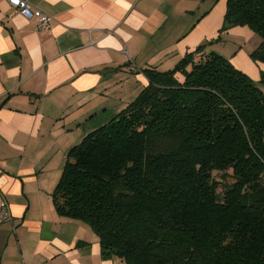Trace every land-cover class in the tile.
<instances>
[{
  "label": "trees",
  "instance_id": "1",
  "mask_svg": "<svg viewBox=\"0 0 264 264\" xmlns=\"http://www.w3.org/2000/svg\"><path fill=\"white\" fill-rule=\"evenodd\" d=\"M225 21L261 39L264 0H227ZM204 45L70 147L51 193L123 264H264V72L252 80ZM202 55L195 58V53Z\"/></svg>",
  "mask_w": 264,
  "mask_h": 264
},
{
  "label": "crops",
  "instance_id": "2",
  "mask_svg": "<svg viewBox=\"0 0 264 264\" xmlns=\"http://www.w3.org/2000/svg\"><path fill=\"white\" fill-rule=\"evenodd\" d=\"M227 0H30L37 29L0 0V264H123L102 256L84 222L59 216L51 193L66 153L147 85L204 45L259 81L261 39L225 21Z\"/></svg>",
  "mask_w": 264,
  "mask_h": 264
},
{
  "label": "built area",
  "instance_id": "3",
  "mask_svg": "<svg viewBox=\"0 0 264 264\" xmlns=\"http://www.w3.org/2000/svg\"><path fill=\"white\" fill-rule=\"evenodd\" d=\"M7 3L16 8L25 18H37V29L46 28L49 24L50 17L42 13L38 9H32L30 0H6ZM202 54L200 52L195 53V58H199ZM11 220V215L8 209V203L3 195L0 198V224L5 221Z\"/></svg>",
  "mask_w": 264,
  "mask_h": 264
},
{
  "label": "rangeland",
  "instance_id": "4",
  "mask_svg": "<svg viewBox=\"0 0 264 264\" xmlns=\"http://www.w3.org/2000/svg\"><path fill=\"white\" fill-rule=\"evenodd\" d=\"M261 90H262V93L264 95V85H261Z\"/></svg>",
  "mask_w": 264,
  "mask_h": 264
}]
</instances>
